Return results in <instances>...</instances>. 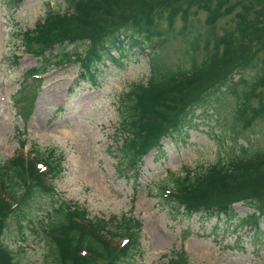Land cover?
I'll list each match as a JSON object with an SVG mask.
<instances>
[{"label": "trees", "instance_id": "obj_1", "mask_svg": "<svg viewBox=\"0 0 264 264\" xmlns=\"http://www.w3.org/2000/svg\"><path fill=\"white\" fill-rule=\"evenodd\" d=\"M62 2L61 12L49 9L33 30L15 35L24 54L44 66L74 60L79 80L92 82L99 68L119 65L126 50L148 62L149 77L133 85L117 106L120 146L116 151L119 168L124 169V164L128 172L124 177L137 178L142 158L149 152L161 154L162 140L185 138L196 112H202L210 100L229 94L235 100L233 118L243 128L264 118V0ZM198 13L204 14L212 41L199 39L202 50L193 56L192 48L186 66L159 67L156 55L167 37L159 39L161 32L155 28L164 23L166 33H171L178 20L187 30L189 18ZM225 18L232 25L220 35L211 34ZM75 45L82 48L66 51ZM246 71H255L249 82L241 79ZM37 72L34 67L25 76L39 79ZM235 75L240 76L238 83L233 82ZM236 84L241 85L238 91ZM262 142L261 149L246 157L168 173L150 196L171 214L187 218L229 219L233 205L239 203L251 211L241 225L259 233L258 221H264V132ZM62 157L57 148L41 149L19 140L13 155L0 160V264H19L2 244L6 225L13 222L21 231L31 205L40 197L56 195L54 182L62 172ZM52 211L57 216L41 229L43 264H120L138 250L141 223L131 215L88 219L84 210L60 201ZM165 264L189 263L179 250L172 251Z\"/></svg>", "mask_w": 264, "mask_h": 264}, {"label": "rangeland", "instance_id": "obj_2", "mask_svg": "<svg viewBox=\"0 0 264 264\" xmlns=\"http://www.w3.org/2000/svg\"><path fill=\"white\" fill-rule=\"evenodd\" d=\"M62 8V0H0V160L12 156L19 140L41 149L57 148L63 156L61 175L53 181L56 195L40 197L31 205L21 231L13 222L6 225L2 244L12 251L14 261L43 264L41 229L57 216L52 207L60 201L84 210L88 219L131 215L140 221L138 250L120 264H165L170 253L179 250L189 264H262L264 221H258L259 233L241 225L251 213L246 206L234 204L229 219L187 218L171 214L150 194L168 173L252 155L262 147L264 118L243 128L233 118L235 100L229 94L210 100L202 112H196L185 138L162 140L161 154L147 153L137 178L124 177L128 172L124 164V169L119 168L116 151L120 146L117 106L133 85L149 77L148 62L126 50L119 65L99 68L92 82L79 80L74 60L44 66L24 54L15 35L33 30L47 10ZM231 25L229 18L222 19L211 34L220 35ZM155 29L161 32L159 39L167 37L155 60L164 69L186 66L192 48L191 55L200 53L202 40L212 41L203 13L189 18L187 30L178 20L171 33H166L164 23ZM81 48L69 46L66 51ZM34 67L39 79L25 76ZM254 73L246 71L241 79L249 82ZM239 77L235 75L233 82L238 83ZM235 86L241 89L240 84Z\"/></svg>", "mask_w": 264, "mask_h": 264}]
</instances>
